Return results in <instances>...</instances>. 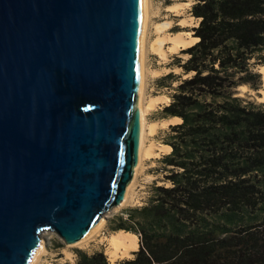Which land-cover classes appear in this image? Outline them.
<instances>
[{"label": "water", "instance_id": "1", "mask_svg": "<svg viewBox=\"0 0 264 264\" xmlns=\"http://www.w3.org/2000/svg\"><path fill=\"white\" fill-rule=\"evenodd\" d=\"M145 0H0V264L75 244L143 146Z\"/></svg>", "mask_w": 264, "mask_h": 264}, {"label": "trees", "instance_id": "2", "mask_svg": "<svg viewBox=\"0 0 264 264\" xmlns=\"http://www.w3.org/2000/svg\"><path fill=\"white\" fill-rule=\"evenodd\" d=\"M191 12L198 40L163 108L181 119L166 136V182L117 219L114 231L140 238L118 264H264V107L237 90L263 84L264 0H197ZM78 264L110 263L99 251Z\"/></svg>", "mask_w": 264, "mask_h": 264}, {"label": "rangeland", "instance_id": "3", "mask_svg": "<svg viewBox=\"0 0 264 264\" xmlns=\"http://www.w3.org/2000/svg\"><path fill=\"white\" fill-rule=\"evenodd\" d=\"M196 2L197 0H149V11L151 10V14L149 16L145 44L147 77H145L143 97L145 108H149H147L145 113L144 137L146 146L142 161L137 167L136 176H134L130 184V197L128 196L127 199H124L125 201H123L122 205L105 213V217L103 216L105 220L102 226L99 230L92 233L88 240L82 241L83 243L79 241L80 244H78L79 242L67 244L57 233L44 231L41 234V239H44L47 250L34 264H78L81 252L91 255L95 252L103 251L110 264H118L123 259L135 257V255L126 256L111 262L107 249V236L117 232L113 230V227L117 224V219L120 216L126 218L129 209L148 203L154 193L156 183L163 184L166 182L164 181L165 172H163L161 160L165 154L172 150L167 147L170 144L166 143V136L170 125L181 121L177 120L175 116H166L163 113V108L172 101V95L175 92L174 88L180 82L179 76L187 77L183 73V68L180 64L189 57L188 54L182 53V49L194 44V41H191L194 37L193 27L197 26L200 20L191 12ZM180 34L191 42L175 49L173 47L174 39ZM178 57L183 60L181 63H179ZM260 67L261 64L256 65L255 70L260 72ZM242 86L237 89L239 95L264 107V102L260 100V91L263 84L259 90L251 88L250 85L246 89H242ZM167 183L169 184V182ZM241 220L244 221L243 219ZM235 223L232 225H235Z\"/></svg>", "mask_w": 264, "mask_h": 264}, {"label": "bare ground", "instance_id": "4", "mask_svg": "<svg viewBox=\"0 0 264 264\" xmlns=\"http://www.w3.org/2000/svg\"><path fill=\"white\" fill-rule=\"evenodd\" d=\"M145 6H146V26H145V33H144V50H143L144 82H143V87H142V92H141V107H142V113H143V146H142L140 163L142 161L143 152H144V149H145V146H146L145 145V137H144L145 136V113H146V110H147L148 107L145 108V106L143 104V97H144V89H145V77H147L146 76V63H145V44H146L147 26H148V22H149V16L151 14L150 13L151 10L149 11V0H145ZM197 40H198L197 37H193V39L191 41L192 42L194 41V43H195ZM191 41H188V39L185 36L180 34L174 39V46L173 47L176 49V48H178L181 45L189 44ZM259 70H260V72L262 74V79H263L262 80L263 81V87L261 89L260 100L264 102V64L261 65ZM241 88L242 89H246V85L242 86ZM151 105H153V104H151ZM151 105H149V106H151ZM146 106H148V105H146ZM175 118L177 120L181 121L180 118H178V117H175ZM167 147L172 149L170 145H167ZM166 150H168V149H166ZM145 153H147V152L145 151ZM138 167H139V165H138ZM135 176H136V174H135ZM130 186L131 185H129V187H128V191H127V195H126L125 199H127L129 194H131L130 193V191H131L130 190V188H131ZM104 220H105L104 218H101V221L98 224V226L88 236H86L84 239H82L80 242H82V241L85 242V240L86 239L88 240L89 236L92 235V233H94L95 231L99 230V228L102 226ZM80 242L78 244H80ZM136 244H137V236L135 234H133V233H130V232L126 231V230H119L117 232L111 233L109 236H107V249H108V253H109V256H110L109 260L111 262L112 261L114 262V261H116L119 258L128 256L130 254V249L135 247ZM46 250H47V248H45V242H44V239L42 238L40 246H39V250H38L37 254L34 256V258H33V260L31 261L30 264H34Z\"/></svg>", "mask_w": 264, "mask_h": 264}, {"label": "crops", "instance_id": "5", "mask_svg": "<svg viewBox=\"0 0 264 264\" xmlns=\"http://www.w3.org/2000/svg\"><path fill=\"white\" fill-rule=\"evenodd\" d=\"M243 86H245V85H243ZM247 87H249L248 85H246V88ZM261 92V91H260ZM261 94V93H260ZM129 232V231H128ZM130 233H133V232H130ZM133 234H135L136 236H137V244H136V246L135 247H133V248H131L130 249V254L128 255V256H134L135 254H134V252L135 251H137L138 249H139V247H140V238H139V236H138V234H136V233H133ZM117 260H119V259H117ZM116 260V261H117Z\"/></svg>", "mask_w": 264, "mask_h": 264}]
</instances>
